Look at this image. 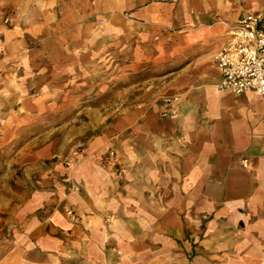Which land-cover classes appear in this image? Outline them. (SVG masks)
I'll return each mask as SVG.
<instances>
[{
    "label": "crops",
    "instance_id": "0c3cea01",
    "mask_svg": "<svg viewBox=\"0 0 264 264\" xmlns=\"http://www.w3.org/2000/svg\"><path fill=\"white\" fill-rule=\"evenodd\" d=\"M250 12L264 14V0L64 6L67 27L48 61L53 75L63 72L67 92L106 74L118 80L119 72L146 70L156 75L129 85L157 81L158 91L124 108L69 170L79 193L61 185L27 200L20 228L9 240L0 235V264H264V96L218 91L213 61L228 27ZM1 31L0 58L11 65L0 73V113L38 71V60L22 51L20 29ZM165 97L175 110L160 118Z\"/></svg>",
    "mask_w": 264,
    "mask_h": 264
},
{
    "label": "rangeland",
    "instance_id": "374dc122",
    "mask_svg": "<svg viewBox=\"0 0 264 264\" xmlns=\"http://www.w3.org/2000/svg\"><path fill=\"white\" fill-rule=\"evenodd\" d=\"M77 2L55 0V5L46 7L35 0L19 7L0 0V41L3 28L20 29L22 51L38 60V71L25 82L23 96L7 97L6 110L0 113V235L8 240L24 221L20 212L27 200L37 192L63 185L67 193H79L80 185L69 170L78 164L89 145L118 121L124 108L154 98L158 91L157 81L145 87L129 85L156 75L146 70L119 72L118 80L106 74L89 81L81 90L67 92L63 72L53 75L50 69L48 53L67 27L61 22L64 6H75ZM0 61L1 73L11 60L6 56ZM168 99L173 101V108ZM163 103L166 106L160 118L173 116L174 98L165 97ZM107 157V162H114L116 153L108 150ZM59 206L70 221H76L78 216L70 205L65 206L61 200ZM43 210L36 213L42 214Z\"/></svg>",
    "mask_w": 264,
    "mask_h": 264
},
{
    "label": "built area",
    "instance_id": "2783aa9c",
    "mask_svg": "<svg viewBox=\"0 0 264 264\" xmlns=\"http://www.w3.org/2000/svg\"><path fill=\"white\" fill-rule=\"evenodd\" d=\"M213 61L220 74L218 91L264 96V14L247 13L229 26L228 38ZM168 102L173 108V101ZM246 162L241 161L244 167Z\"/></svg>",
    "mask_w": 264,
    "mask_h": 264
}]
</instances>
